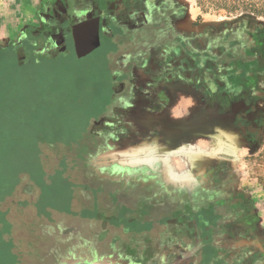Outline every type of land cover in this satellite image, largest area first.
I'll return each mask as SVG.
<instances>
[{"label":"crops","instance_id":"obj_1","mask_svg":"<svg viewBox=\"0 0 264 264\" xmlns=\"http://www.w3.org/2000/svg\"><path fill=\"white\" fill-rule=\"evenodd\" d=\"M89 1L94 8L71 27L75 57L94 54L90 60L107 74L111 67L114 71L102 79L109 97L102 112L113 130L103 136L98 129L107 122L95 123L93 134L88 132L94 146L87 160L96 177L136 192L141 223L153 222L155 228L124 235V244L119 240V247L101 257L87 250V259L65 264H237L236 251L255 244L260 236L254 231L264 223V214L248 201L246 180L257 142L246 124L255 108L253 90L238 94L226 80L225 66L232 62L224 64L227 50L214 47L222 37L217 30L199 36L174 11L160 13L151 6L126 12L122 0ZM100 1L114 9L98 7ZM13 27L0 29L8 33L0 36V46L14 37ZM208 34L211 39L202 43ZM58 38L65 40L63 33ZM99 50L102 56L95 54ZM218 198L226 205L212 229H229L214 233L222 237L213 235L204 252L201 224L196 230L180 227L170 219L172 207L193 201L202 208Z\"/></svg>","mask_w":264,"mask_h":264},{"label":"rangeland","instance_id":"obj_2","mask_svg":"<svg viewBox=\"0 0 264 264\" xmlns=\"http://www.w3.org/2000/svg\"><path fill=\"white\" fill-rule=\"evenodd\" d=\"M53 2L0 0V29L14 26V37L0 46V264H65L87 259L86 251L92 254L93 246L97 256L110 252L108 238L99 242L92 238L103 235L107 205L114 196L110 197V183L93 175V164L87 160L94 146L88 132L95 123L107 122L98 129L103 136L113 130L108 129V113L102 112L109 99L108 84L102 83L107 71L90 60L94 54L76 59L70 40L49 54L59 40L52 33L49 48L45 47L46 24L41 18ZM121 4L137 11L152 6L160 13L178 12V19L193 34L217 30L218 36L230 39L215 43L217 50L232 48L240 61L241 52H249L252 68L237 69L239 76L251 75L256 83L255 109L248 118L257 142L246 180L248 201L264 214V0H122ZM100 5L106 4L100 1ZM107 7L114 9L111 4ZM3 35L8 33L4 30ZM209 40L208 34L201 42ZM95 54L102 56L100 50ZM113 71L111 67L107 76ZM94 92L102 96L97 99ZM137 195H123L120 199L127 204L120 211L128 218L127 233L145 235L155 226L141 223ZM254 232L260 238L245 245L259 254L264 252V223ZM125 237L118 238L121 244Z\"/></svg>","mask_w":264,"mask_h":264},{"label":"flooded vegetation","instance_id":"obj_3","mask_svg":"<svg viewBox=\"0 0 264 264\" xmlns=\"http://www.w3.org/2000/svg\"><path fill=\"white\" fill-rule=\"evenodd\" d=\"M53 3L54 4L52 5L51 11L44 14V20L43 18H41L42 21L46 24L44 32L47 34V36L45 37V40L47 41L48 44H45L47 45L45 47L49 48V43L51 42L50 35H52V33H54V36L56 35L57 38H58V34L63 33L65 40L62 42L58 38L59 44L57 47L52 48L53 50H49L50 55H53L56 52H59L64 47V45L67 44L69 40L71 41V38H72L71 37L72 36L71 27L75 25L76 20L78 19L77 17L79 16L81 18L82 17L85 18V16H87V14L90 12L91 8H94L93 3L89 0H54ZM104 3L106 4L105 6L103 5L104 9L112 10V9H109V7H107V6H110V4L108 5L106 2ZM98 5H99L98 7H101L100 3H98ZM123 9L126 10V12L127 10L131 11V9L136 10L133 7H128L125 5L123 6ZM168 11H172V10H168ZM174 16L176 19H178L179 18L178 12L177 14L176 12H174ZM108 31L109 29L107 30V32ZM104 32L105 31L101 33L100 39L105 37ZM209 37H211L210 34H209ZM218 38H217L218 41L222 39L225 40V38L227 39L225 35H222V37H218ZM223 53L225 54V52ZM236 75H238L237 72H236ZM242 86L243 87H241V89H238V94H241L242 92L245 94L249 92L250 90H253L252 94H254L253 88H256L255 87L256 83H255V80L251 77V75L248 76L247 79L243 80ZM254 98H255V94L253 96V101H252L253 105H254ZM254 109H252V111H254ZM251 113L252 112H250L249 115ZM248 117L246 119L247 130L254 137V134L251 132V129H250V126L252 124ZM90 133L93 134V131ZM108 188L110 190L109 192L110 197L112 198V195L114 196V201L110 199L111 201L107 205V208H109L110 210L107 212L108 215H105L104 217L106 219L105 221L106 227L103 228L104 230H101L103 231L102 232L103 235L98 238L94 234L93 237L97 238L96 239L97 242L102 240V237L103 239L108 238L109 243H110L109 249H111L110 251H112L113 247H115V245L118 244L120 237L126 234L127 235L131 234V233H127V228L125 224L126 222L124 223L125 220L123 219V216L125 215V213L120 211L122 207L121 208L118 207L119 204L120 206L121 205L124 206V204L126 206L127 203L122 201L120 198H122L123 195L126 196V195H129V193H131L132 195V194H135L136 192L134 191L132 192L129 187L126 188L123 185H117L116 183L108 185ZM125 188L126 190H124ZM220 198H218V200H216L215 202H212L211 199H209V201L207 200V202H205L204 204L205 207H202V208H198L199 206H197V208L194 207L195 205H199V204L193 201H189V204L191 205H185L186 203L181 202L180 206H176L178 204L177 203L176 205H174L175 207H172V215L170 219L175 220L177 225H179L180 227L191 228V229L195 228L196 230V228L199 227V224H201L200 228L204 234V240L202 242V245H203L202 247L204 249V252H206L209 245H211L212 237L213 235H215L214 233H220L221 229L224 228V225H222V226L217 227L219 228L217 229V231H214L211 225V222L213 223L214 220H219V215L221 212L220 209L224 208L223 206L226 205L225 201H222ZM167 213L168 211L165 210L163 211V214L161 213L160 214L162 216H165ZM152 215H155V214H152ZM97 234L99 233L97 232ZM118 235L119 237H117ZM221 237L222 236L219 235L218 238H221ZM246 248L247 249L241 248L236 251L237 258L235 259V262L237 264H264V253L258 254V253L249 251L248 247ZM94 252L96 251L93 246L92 253L95 254Z\"/></svg>","mask_w":264,"mask_h":264},{"label":"trees","instance_id":"obj_4","mask_svg":"<svg viewBox=\"0 0 264 264\" xmlns=\"http://www.w3.org/2000/svg\"><path fill=\"white\" fill-rule=\"evenodd\" d=\"M230 39H226L224 41H229ZM237 52H233L232 48L227 49V52L223 55L222 61L223 63H228L232 62L231 65L225 66L226 72L224 73V76L226 80L228 81L229 84L232 85V87L236 90L241 89L242 84H239L238 81L246 79V76L244 74L242 75H236L237 69H240L243 67L245 70L249 71V68L251 69L252 66L250 67L249 61H248V53L249 52H241V56L244 58L242 61H240L236 55ZM247 58V59H246ZM245 60V61H244ZM239 64L241 66H239ZM248 77V76H247ZM230 81V82H229Z\"/></svg>","mask_w":264,"mask_h":264},{"label":"water","instance_id":"obj_5","mask_svg":"<svg viewBox=\"0 0 264 264\" xmlns=\"http://www.w3.org/2000/svg\"><path fill=\"white\" fill-rule=\"evenodd\" d=\"M87 41H89V40H86L85 42L87 43ZM89 42H90V41H89ZM89 42H88V43H89ZM86 45H87V44H86ZM86 47H87V46H86ZM80 49H86V48L82 47V48H80ZM82 53H85V50H83Z\"/></svg>","mask_w":264,"mask_h":264},{"label":"bare ground","instance_id":"obj_6","mask_svg":"<svg viewBox=\"0 0 264 264\" xmlns=\"http://www.w3.org/2000/svg\"><path fill=\"white\" fill-rule=\"evenodd\" d=\"M187 20V19H186Z\"/></svg>","mask_w":264,"mask_h":264}]
</instances>
